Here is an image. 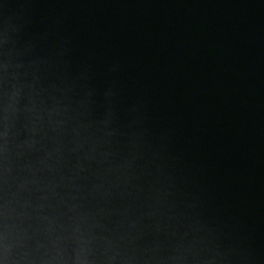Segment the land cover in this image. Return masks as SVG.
I'll use <instances>...</instances> for the list:
<instances>
[{
  "label": "water",
  "instance_id": "95a60500",
  "mask_svg": "<svg viewBox=\"0 0 264 264\" xmlns=\"http://www.w3.org/2000/svg\"><path fill=\"white\" fill-rule=\"evenodd\" d=\"M18 264H264V0H0V234Z\"/></svg>",
  "mask_w": 264,
  "mask_h": 264
},
{
  "label": "clouds",
  "instance_id": "9594fccd",
  "mask_svg": "<svg viewBox=\"0 0 264 264\" xmlns=\"http://www.w3.org/2000/svg\"><path fill=\"white\" fill-rule=\"evenodd\" d=\"M13 247L5 226L4 232L0 234V264H18L17 258L13 255Z\"/></svg>",
  "mask_w": 264,
  "mask_h": 264
}]
</instances>
